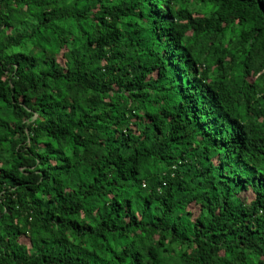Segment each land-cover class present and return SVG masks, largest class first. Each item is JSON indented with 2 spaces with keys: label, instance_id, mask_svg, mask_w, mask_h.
I'll use <instances>...</instances> for the list:
<instances>
[{
  "label": "trees",
  "instance_id": "1",
  "mask_svg": "<svg viewBox=\"0 0 264 264\" xmlns=\"http://www.w3.org/2000/svg\"><path fill=\"white\" fill-rule=\"evenodd\" d=\"M0 264H264V0H0Z\"/></svg>",
  "mask_w": 264,
  "mask_h": 264
},
{
  "label": "rangeland",
  "instance_id": "2",
  "mask_svg": "<svg viewBox=\"0 0 264 264\" xmlns=\"http://www.w3.org/2000/svg\"><path fill=\"white\" fill-rule=\"evenodd\" d=\"M245 194H247V195H250V192H249V190H248V191H245Z\"/></svg>",
  "mask_w": 264,
  "mask_h": 264
}]
</instances>
